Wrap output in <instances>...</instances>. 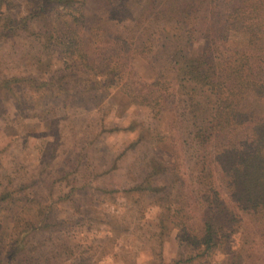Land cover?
I'll use <instances>...</instances> for the list:
<instances>
[{
  "label": "rangeland",
  "instance_id": "1",
  "mask_svg": "<svg viewBox=\"0 0 264 264\" xmlns=\"http://www.w3.org/2000/svg\"><path fill=\"white\" fill-rule=\"evenodd\" d=\"M10 1L11 13L24 18L16 34H0V81L11 76L20 81L14 85L15 100L9 93V100L3 98L6 88L0 91V193L14 191L12 204H0L3 245L9 243L12 227H23V220L31 219L39 228L36 241L30 243L38 247L30 254L34 263L229 264L227 259L240 253L248 263L263 264L264 240L248 222L231 237L225 252L189 259L202 249L204 198L218 191L228 206L232 203L213 149L195 146L188 135L193 121L212 115L214 98L206 88L182 78L180 67L184 59L205 50L220 58L229 49L247 47V34L224 31L223 41L216 24L238 0L197 1L195 29L189 24L193 30L188 33L186 25L159 24L152 30L149 50L126 62L122 83L134 93H147L158 78L165 86L171 82V96L161 99L164 88L152 89L161 112L133 104L122 88L110 84L100 92L106 100L99 115L91 103L75 102L76 96L67 101L53 84L66 69L58 55L43 50L40 17L28 16L41 0ZM88 1L92 11L93 0ZM117 4L111 24L126 32L129 5L138 15L146 2ZM255 15L264 23V0H257ZM136 41L147 43L145 36ZM100 80L106 85L105 78ZM64 105L67 111L60 110ZM241 108L264 118V95L249 92ZM99 127H104L102 132ZM142 135L147 138L142 146L121 155ZM255 145L252 129L233 135L236 154ZM152 158H160L155 162L164 169L150 167L146 160ZM143 183L166 190L170 212L165 204H156L160 192L133 190ZM168 185L173 186L171 192Z\"/></svg>",
  "mask_w": 264,
  "mask_h": 264
},
{
  "label": "trees",
  "instance_id": "2",
  "mask_svg": "<svg viewBox=\"0 0 264 264\" xmlns=\"http://www.w3.org/2000/svg\"><path fill=\"white\" fill-rule=\"evenodd\" d=\"M87 1L41 0L40 6L28 13L31 18L36 14L40 17L43 50L48 54L58 55L66 69L64 75L52 80L53 84L65 93L67 101L76 96L75 102L81 106L91 103L97 115L101 111L100 104L106 100L100 92L110 84L122 88L133 104L146 105L155 112H161L162 104L157 95H152V89L157 91L158 87L159 90L164 88L165 94L160 95L161 99L166 95L171 96V82L165 86L158 78L148 86L147 93H134L127 83H122L124 67L126 62L149 50L146 46L152 43L151 33L155 26L177 23L189 26L188 33L195 29L199 0H145L146 5L142 6L138 15L132 11L133 5H129L126 32L115 30L111 24L117 0H93L92 11L87 9ZM9 3L10 0H0V34L4 37L16 34L18 24L24 18L20 14L13 15L9 10ZM256 3L257 0H238L228 11L226 19L219 17L216 21L221 33L239 30L247 34L246 48L229 49L220 58L212 57L210 50H205L199 56L184 59L180 67L182 78L206 88L214 98L212 115L193 121L188 135L195 146L213 149L214 161L220 168V181L232 203V207L228 206L218 191L209 193L204 198L202 249L189 257L191 260L225 252L231 237L246 222L251 223L253 230L264 240V118L249 114L241 108L249 92L264 95V23L256 18ZM138 36H145L147 43L137 44ZM221 39L225 40V33ZM176 64L178 63L175 62L174 65ZM101 78H105L106 85L101 82ZM18 79L16 76L1 79L0 91L5 88L8 91L4 92L5 100L10 99L8 93L13 100L17 97L14 85L20 82ZM60 110L67 111V107L64 105ZM4 120L10 121L7 116ZM99 128L102 132L104 127ZM110 129L115 132L119 127ZM245 129L254 130L257 145L247 153L236 154L233 151V135ZM146 140V136L142 135L128 143L121 155L129 149L135 151ZM156 160L161 159L146 161L152 168L160 167ZM162 168L161 166L160 170L164 169ZM144 187L143 190L150 194L160 192V189L144 183L133 190L139 192ZM172 187L168 185L169 189ZM13 192L3 190L0 193V204H12ZM160 194L163 195L156 199V204L163 207L165 204L167 207L164 210L170 212L169 195L166 190H162ZM40 206L42 204L38 203V213L41 211ZM39 215L44 216L42 213ZM23 222V227H12L7 245L0 241L1 264H40L34 263L30 257L31 252L38 248L30 246V243L36 241L39 228L31 219ZM17 223L15 220V224ZM45 227L47 226L42 229ZM0 240H3L1 235ZM247 260L238 253L230 256L227 263L251 264ZM262 263L264 264V259Z\"/></svg>",
  "mask_w": 264,
  "mask_h": 264
}]
</instances>
